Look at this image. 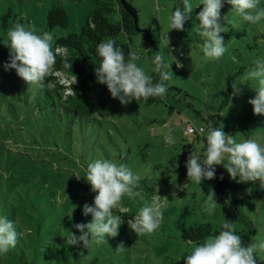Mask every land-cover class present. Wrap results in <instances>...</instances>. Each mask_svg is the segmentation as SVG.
<instances>
[{"label":"rangeland","instance_id":"374dc122","mask_svg":"<svg viewBox=\"0 0 264 264\" xmlns=\"http://www.w3.org/2000/svg\"><path fill=\"white\" fill-rule=\"evenodd\" d=\"M61 1L68 12L69 25L49 29L48 13L53 0H0V65L8 62L9 57L3 39L17 22L26 29L34 25L39 35L45 31L51 33L53 51L59 38L81 33L96 7V0ZM128 1L139 10L143 30L133 36L132 50L140 54L137 65L150 76L154 72L152 61L156 54L172 64L169 69L172 79L165 82V96L159 102L138 108L114 103L99 110L93 118L82 121L51 116L52 124L44 125L46 121L41 118L44 126L37 136L39 148L30 144H21V147H28L40 160L55 164L51 171L69 176L75 173L85 184H88L85 180L87 165L96 159L126 164L133 174L141 177L137 190H142L149 202L153 196L159 197L163 222L154 233L138 237L129 228L127 219L121 218L117 237L106 238V247H102L104 264H185L184 257L195 246L218 234L187 241L183 238L184 230L206 222L220 227L226 221L219 203L213 215L203 211L207 195L214 192V180H204L199 185L187 179L186 159L192 152L204 159L207 131L201 136L185 135L189 125L186 121L196 127H208L209 117L216 116L221 129L237 142L251 138L264 147V115H254L248 103L256 95L257 82L244 79L257 60H264V19L250 25L238 13H229L231 5L225 2L221 16L229 13L231 21H221L226 27V32L221 33L226 51L219 60H207L201 47L202 39L196 32L199 27L196 15L203 8L201 0H191L192 19L185 23L183 31L169 26V17L176 6H182L181 0ZM258 7L264 9V0H259ZM8 71L16 74L14 69ZM233 83L241 89L239 95L232 94ZM169 128L173 130L174 144H167L164 139ZM7 142L14 152L18 150L17 142ZM6 166L2 164L0 168ZM233 182L229 197L238 201L240 209L253 223L252 244L258 243L264 240V191L260 190L259 182ZM142 206L139 198L133 200L124 196L120 202V208L127 209L131 219ZM245 226L242 221L235 222L236 230ZM121 242L125 249L118 252L116 247ZM255 254L258 263L264 264V251L257 250Z\"/></svg>","mask_w":264,"mask_h":264},{"label":"trees","instance_id":"16d2710c","mask_svg":"<svg viewBox=\"0 0 264 264\" xmlns=\"http://www.w3.org/2000/svg\"><path fill=\"white\" fill-rule=\"evenodd\" d=\"M68 25L69 15L62 1L53 0L48 13V28ZM142 31L139 10L128 0H96V7L81 33H72L56 41L55 48L59 46L67 50L71 69L63 68L61 58L57 56L54 72L60 75L47 78L41 87L28 86L0 65V165L7 164L0 168L4 171L0 173V216H7L16 224L17 232L22 233L16 247L0 255V264H104L102 247H106V242L102 245L93 243L89 249L65 243L71 231L79 235L74 223H88L92 219L90 214L87 217L82 214L83 205L94 202L95 193L91 192V186L77 179L75 173L69 176L51 171L55 164L40 160L30 148L21 147V144L38 149L37 136L44 125L52 124L49 122L51 116L82 121L93 118L99 110L111 104L120 103L112 98L106 85L96 82L94 70L100 58L95 48L100 41L111 38L127 54L132 50L133 36ZM150 77L154 83L159 82L158 73L153 72ZM160 99L149 98L139 103L133 100L127 106L138 108ZM41 118L46 121L44 125ZM209 127H220L216 116L209 117L207 130ZM205 132L194 134L201 136ZM8 140L19 144L15 143L16 152ZM26 155L29 157L24 158ZM213 180L215 198L222 206L226 221H233L234 225L237 221L244 222L246 226L235 229L236 234L243 245L252 244L254 225L240 209L238 201L229 197L234 182L223 166L216 168ZM113 212L127 220L132 218L129 211L114 209ZM221 230L222 226L206 222L185 229L183 238L198 241L219 234ZM254 256L259 264L255 253Z\"/></svg>","mask_w":264,"mask_h":264},{"label":"clouds","instance_id":"9594fccd","mask_svg":"<svg viewBox=\"0 0 264 264\" xmlns=\"http://www.w3.org/2000/svg\"><path fill=\"white\" fill-rule=\"evenodd\" d=\"M225 2L231 5L229 13H238L250 25L258 24L264 19V9L258 7L259 0H201L203 8L196 15L199 21L197 34L202 39V51L207 60H219L226 51L225 42L221 33L226 32L222 20H228V14L221 16V9ZM182 6H176L169 17L170 28L178 31L184 30L185 23L192 19L193 4L191 0H181ZM35 26L26 29L17 22L7 30L3 44L9 49L8 62L3 67L5 70H15L28 86H43L47 78L56 75L54 72L57 56L61 58L63 68L71 69L67 50L57 46L53 51L51 42L53 36L45 31L42 35L36 34ZM95 52L100 58L94 70L96 82L106 85L112 98L118 99L122 105H128L133 100L139 103L149 98H163L167 92L166 81L172 79L169 71L172 64L164 61L161 54H156L153 59V71L158 73L159 82L145 73L137 65L140 54L130 51L125 54L121 46H117L115 39L100 41ZM178 67H183L177 64ZM245 80H254L257 87L256 95L249 99L254 115H264V60H257L255 67L246 73ZM64 83L63 80L60 81ZM233 95H239L241 89L237 84H232ZM167 127V125H166ZM192 131L189 128L185 135ZM203 133L204 129L201 128ZM165 142L174 144L173 130L169 128L165 134ZM206 150L204 159L192 152L188 155L185 167L187 179L191 183L201 184L204 180L216 178V166L222 165L230 178L237 183L259 182L258 186L264 191V147L254 139L237 142L234 136L227 134L223 128L209 127L206 137ZM226 161V162H225ZM238 178V179H237ZM77 179H80L77 177ZM223 179V176L220 177ZM86 182L95 193L92 204L85 203L82 214L92 219L88 223H74L73 227L79 235L72 232L67 236L65 243L68 246H82L89 249L93 243L102 245L106 238H115L122 224L120 215H114L113 210L127 212L120 208L122 197L143 201L134 219L127 220L129 228L139 237L154 233L163 222L162 205L158 196H153L149 202L140 188L141 177L133 174L124 164L106 159H96L86 168ZM187 187V184L184 185ZM175 198L176 193H172ZM217 208L215 193L210 191L203 203V211L211 216ZM218 235L210 236L195 246L190 254L184 257L185 264H256L254 253L264 251V240L250 245H243L241 238L236 234L233 221H225ZM22 233L16 230V224L7 216H0V255H5L11 248H15L18 237ZM125 249L123 242L117 247L120 252Z\"/></svg>","mask_w":264,"mask_h":264},{"label":"built area","instance_id":"2783aa9c","mask_svg":"<svg viewBox=\"0 0 264 264\" xmlns=\"http://www.w3.org/2000/svg\"><path fill=\"white\" fill-rule=\"evenodd\" d=\"M183 55H184V54L182 53L181 56H183ZM64 79H66V77H65ZM73 79H74V78H73ZM68 82H69V80H68ZM189 128L192 129V131H191L190 133H194V132H195V133L203 134V133L207 130V127H204V126L196 127V126H194V125H192V124H189V125H188V129H189ZM201 128L204 129V132H203V133L200 132V129H201ZM188 129H187V130H188Z\"/></svg>","mask_w":264,"mask_h":264}]
</instances>
